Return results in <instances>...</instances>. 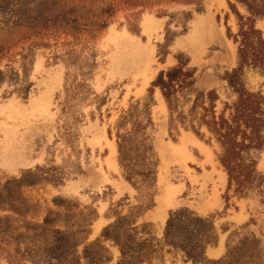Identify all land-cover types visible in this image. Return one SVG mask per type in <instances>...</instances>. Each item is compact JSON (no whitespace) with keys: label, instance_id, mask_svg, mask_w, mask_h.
Wrapping results in <instances>:
<instances>
[{"label":"rangeland","instance_id":"obj_1","mask_svg":"<svg viewBox=\"0 0 264 264\" xmlns=\"http://www.w3.org/2000/svg\"><path fill=\"white\" fill-rule=\"evenodd\" d=\"M228 28V0H0V264H195L166 243L178 214L206 221L197 264L248 236L264 248L263 198L227 193L206 127L172 126L153 86L184 62L195 83L175 117L210 91L220 110L238 66ZM242 80L264 91L257 72Z\"/></svg>","mask_w":264,"mask_h":264},{"label":"trees","instance_id":"obj_2","mask_svg":"<svg viewBox=\"0 0 264 264\" xmlns=\"http://www.w3.org/2000/svg\"><path fill=\"white\" fill-rule=\"evenodd\" d=\"M228 5L239 28L237 34L228 28L229 38L238 46V66L225 79L234 95L232 100L224 102L218 110L220 98L217 92L198 93L189 116L180 112L175 117L180 94L186 95L195 83L193 73L185 70L184 62L162 71L153 86L160 88L165 98L172 126L177 127L175 121L179 120L199 137L203 136L200 128L206 127L210 140L216 142L217 159L228 176L227 193L233 191L239 197L257 193L264 200V176L257 170L260 155L264 152V91H251L242 80L249 69L264 79V38L256 27V21L264 18V0H228ZM239 7L244 8L247 14L242 15ZM190 117L191 120L186 122ZM118 138L119 162L126 178L132 181L136 172L131 173L129 140ZM183 215L178 214L169 221L165 240L171 246L183 248L197 264L202 256L199 253L202 247L197 240L207 224L198 218H183ZM209 264H264V248L256 236H248L228 245L225 256Z\"/></svg>","mask_w":264,"mask_h":264}]
</instances>
